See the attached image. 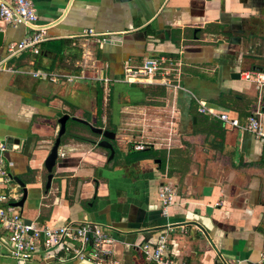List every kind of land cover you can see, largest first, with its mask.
I'll list each match as a JSON object with an SVG mask.
<instances>
[{
    "label": "crops",
    "instance_id": "obj_1",
    "mask_svg": "<svg viewBox=\"0 0 264 264\" xmlns=\"http://www.w3.org/2000/svg\"><path fill=\"white\" fill-rule=\"evenodd\" d=\"M31 1L46 27L38 54H9L7 46L28 29L0 21V143L11 177L5 191L14 206L23 193L16 179L24 185L25 201L14 206L24 221L99 224L113 239L107 258L117 264H152L140 246L156 245L162 234L173 264H261L264 139L202 114L199 102L239 116L242 125L258 109L264 129V84L244 75H264V0ZM160 58L167 74L123 81L125 66ZM35 71L60 78L28 73ZM63 115L46 188L44 162ZM89 125L115 134L111 160ZM146 148L158 153L134 157ZM164 187L172 193L165 208ZM5 241L0 229V264H89L42 255L19 263Z\"/></svg>",
    "mask_w": 264,
    "mask_h": 264
},
{
    "label": "built area",
    "instance_id": "obj_2",
    "mask_svg": "<svg viewBox=\"0 0 264 264\" xmlns=\"http://www.w3.org/2000/svg\"><path fill=\"white\" fill-rule=\"evenodd\" d=\"M0 21L11 25L22 24L28 29V33L20 42L7 46L9 54L13 55L24 50H30L33 54L39 53L41 43L46 40V27L39 24L31 0H0ZM85 35L94 36L95 33L88 30ZM164 62L165 59L160 58L146 61L142 68L134 69L125 66L123 81L147 83L148 79L155 76L158 70H164V73L167 74L168 68H161ZM28 73L33 77L52 81H57L60 78L51 76L44 71ZM244 75L246 79L254 78L259 85L264 84V75L255 73H245ZM64 79L67 82H72L78 77L64 76ZM199 112L214 116L229 127L244 129L255 138L264 139V129L260 122L258 109L252 111L245 118L243 125L237 117H231L228 112L217 110L205 102H199ZM135 148L141 149L142 147L136 146ZM5 152V145L0 143V229L6 233L5 246L10 257L19 263L42 255L44 259L60 258L62 261L75 259L86 261L89 264H117L114 260L107 258L105 246L111 244L113 239L109 235L108 229L99 224L89 221H71L56 227L27 224L11 203L14 195H11L10 190L5 191L11 184ZM160 197L165 208L171 203L172 193L167 187H164L160 192ZM88 243L91 244L89 250L86 249ZM140 251L148 263L173 264L167 258V239L163 234L159 236L156 245H141ZM261 264H264V254Z\"/></svg>",
    "mask_w": 264,
    "mask_h": 264
},
{
    "label": "water",
    "instance_id": "obj_3",
    "mask_svg": "<svg viewBox=\"0 0 264 264\" xmlns=\"http://www.w3.org/2000/svg\"><path fill=\"white\" fill-rule=\"evenodd\" d=\"M1 36H2V34L0 33V40H1ZM235 77H239V76L235 75ZM67 120H68V115H63L58 119L59 130L57 132V135H56V138L53 142V145H52V147H51V149H50V151H49V153L45 159V162H44L45 169L48 172L46 188H49L50 181H51L52 176H53L52 171H53L54 166L56 164V161L58 159V148L60 146L61 137L65 134V130H66L65 125H66ZM75 120L81 121L79 119H75ZM81 122L86 123L85 121H81ZM89 128H90L91 132H93V133H95V134H97L103 138L102 140H100L97 143V145L99 147L104 148V149L109 151L108 160H111L113 158L115 152H114V148H113L110 141H112L114 139L115 134L111 131L102 130L101 128L94 127L92 125H89ZM13 142L16 143V141H13ZM16 181L19 183L20 187L22 188L23 193H22L21 199L18 202H16L14 204V206L22 207L23 202L25 201V198H26V189L24 188V185L19 182L18 179H16Z\"/></svg>",
    "mask_w": 264,
    "mask_h": 264
},
{
    "label": "trees",
    "instance_id": "obj_4",
    "mask_svg": "<svg viewBox=\"0 0 264 264\" xmlns=\"http://www.w3.org/2000/svg\"><path fill=\"white\" fill-rule=\"evenodd\" d=\"M40 49H41V46H40ZM40 52V51H39ZM57 54H60V51L57 52ZM36 55V54H35ZM99 100V98H98ZM237 117V116H236ZM237 118H240L239 116ZM77 139L79 140H82V141H85L84 138H81V137H76ZM158 151L157 150H153L151 148H146L144 150H141L139 152H134V157L136 159H145V158H149L151 156H154L155 154H157Z\"/></svg>",
    "mask_w": 264,
    "mask_h": 264
}]
</instances>
